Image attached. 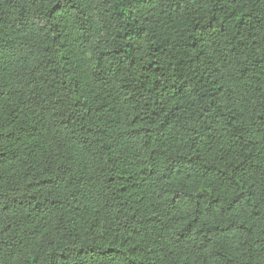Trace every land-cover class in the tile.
<instances>
[{"label":"trees","instance_id":"obj_1","mask_svg":"<svg viewBox=\"0 0 264 264\" xmlns=\"http://www.w3.org/2000/svg\"><path fill=\"white\" fill-rule=\"evenodd\" d=\"M0 264H264V0H0Z\"/></svg>","mask_w":264,"mask_h":264}]
</instances>
